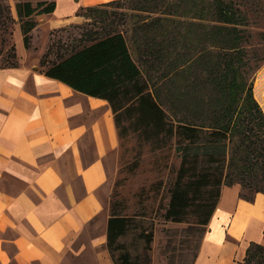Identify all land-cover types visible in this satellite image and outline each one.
I'll use <instances>...</instances> for the list:
<instances>
[{"label":"crops","instance_id":"0c3cea01","mask_svg":"<svg viewBox=\"0 0 264 264\" xmlns=\"http://www.w3.org/2000/svg\"><path fill=\"white\" fill-rule=\"evenodd\" d=\"M114 1L56 0L47 30ZM21 50L18 66H0V264H115L108 222L121 141L111 104L48 77ZM242 191L222 189L194 264H245L252 243L264 246V193L249 201Z\"/></svg>","mask_w":264,"mask_h":264},{"label":"rangeland","instance_id":"374dc122","mask_svg":"<svg viewBox=\"0 0 264 264\" xmlns=\"http://www.w3.org/2000/svg\"><path fill=\"white\" fill-rule=\"evenodd\" d=\"M160 1L163 11H167L168 6L172 7L170 14L167 12L173 25L170 26L171 37L167 41L156 32L138 29V24H134L140 21L135 17L138 12L122 9L110 2V6L82 10L77 23L59 30H47L48 14L35 16L33 21L38 32H31L27 48L22 23L18 14L17 18L13 15L12 9L17 12L15 1L13 7L9 0H0V66L19 65L22 47L36 56L41 66H45L55 60L53 54H57L60 47L77 44L84 34L101 31L111 23L118 27L121 17L128 13V21L120 29L126 31L133 55L143 66L144 77L152 84L151 91L172 122L195 125L208 132L229 125L230 137L237 146L243 143L245 134H249L251 129L261 135L259 125L244 118L249 85L253 86V98L264 113L255 92L258 77L264 70V0ZM219 3L223 4V8L224 5L228 7L227 14L225 9L220 12ZM34 4L37 5L36 2ZM222 14L230 21L220 20ZM140 15L149 18L146 13ZM43 18L46 19L41 21ZM235 22L240 25H235ZM239 43L241 49H230ZM148 45L160 60L143 63L147 58ZM49 54L52 56L49 57ZM230 63H234L232 68L235 71L232 75H225ZM259 141L264 142V137ZM139 154H142L141 166L133 174L129 167ZM115 158L119 169L112 180L113 194L116 189L126 199L128 214L140 211L137 195L143 187L150 188L158 181L164 183L158 201L149 203L156 210L146 223L154 227L152 250L146 253L144 242L139 241L136 234L130 235L124 242L135 255L142 256V264H146L148 255L150 264H194L206 229L193 223V210L180 223L166 221L162 217L181 168L182 158L178 148L173 143V147L153 153L149 146L141 149L140 143L130 138L121 141ZM118 184L120 186L117 187ZM242 189L244 196L254 195L253 190ZM109 213L111 216V205ZM100 231L99 226L92 227L91 235H98Z\"/></svg>","mask_w":264,"mask_h":264},{"label":"trees","instance_id":"16d2710c","mask_svg":"<svg viewBox=\"0 0 264 264\" xmlns=\"http://www.w3.org/2000/svg\"><path fill=\"white\" fill-rule=\"evenodd\" d=\"M14 1L22 23L25 45L29 48L30 34L37 27L33 18L37 15L53 14L57 10V3L56 0ZM221 3L220 12L225 9L227 14L228 7L224 5L223 8ZM108 4L87 9L96 10L110 6ZM110 4L138 12L139 15L135 17L140 21L134 22L135 25L138 24V29L156 32L164 36L166 41L171 37L169 29L173 25L167 12L170 14L172 7L167 5L169 9L163 11L160 0H120ZM141 13L148 14L149 18L141 17ZM121 19L118 27L111 23L101 31L84 34L77 44L60 47L58 53L53 54L55 60L42 66L46 67L44 72L48 77L60 80L78 92L108 100L115 115L120 141L135 138L141 149L149 146L153 153L173 147L174 143L181 154L182 163L162 217L166 221L180 223L193 210V223L206 229L218 207L224 186L240 185L253 190L254 195L251 196H244L242 193L243 198L249 201H254L257 194L264 193V142L259 141L264 137V113L253 98V86L249 85L247 114L244 119L259 125L262 134L253 133L251 129L239 146L233 144L229 125L224 129L219 127L208 132L195 125L172 122L151 91L152 84L144 77V68L133 55L126 31L120 29V26L126 25L128 13ZM221 19L230 21L223 14ZM1 20L2 12L0 29ZM144 21L147 23H142ZM234 24L240 25L236 22ZM150 46H147V58L143 63L160 60ZM241 47L239 43L230 49L239 50ZM232 66L234 63L228 65V73L225 75L233 74L235 70ZM141 162L142 154H139L129 167L133 174L140 168ZM163 184V181H158L150 188L143 187L140 190L137 195L140 211L134 214L127 213L129 205L115 189L108 222L107 244L115 264H142V256L135 255L124 242L132 234H136L138 240L144 242L146 253L152 250L154 227L146 223L149 218L152 219L156 210L149 203L158 201ZM247 256L245 264H264V246L252 243ZM147 258L146 264H150L149 255Z\"/></svg>","mask_w":264,"mask_h":264},{"label":"bare ground","instance_id":"6f19581e","mask_svg":"<svg viewBox=\"0 0 264 264\" xmlns=\"http://www.w3.org/2000/svg\"><path fill=\"white\" fill-rule=\"evenodd\" d=\"M256 97L259 102L264 107V70L261 72V74L258 77L257 83H256Z\"/></svg>","mask_w":264,"mask_h":264}]
</instances>
